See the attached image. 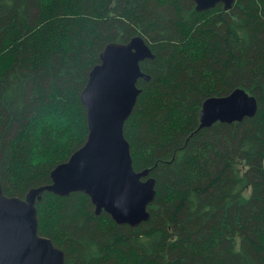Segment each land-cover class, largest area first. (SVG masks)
Instances as JSON below:
<instances>
[{"label":"trees","instance_id":"obj_1","mask_svg":"<svg viewBox=\"0 0 264 264\" xmlns=\"http://www.w3.org/2000/svg\"><path fill=\"white\" fill-rule=\"evenodd\" d=\"M140 35L155 57L124 134L157 195L138 226L82 192H45L39 233L66 264H264V0H0V181L23 198L88 135L81 92L104 47ZM238 87L254 117L200 128L203 102Z\"/></svg>","mask_w":264,"mask_h":264},{"label":"water","instance_id":"obj_2","mask_svg":"<svg viewBox=\"0 0 264 264\" xmlns=\"http://www.w3.org/2000/svg\"><path fill=\"white\" fill-rule=\"evenodd\" d=\"M193 1L198 12L218 4L229 10L235 3ZM154 57L140 35L128 42L108 43L80 96L89 131L85 143L53 168L51 183L29 188L23 198L4 194L0 181V264H66V251L39 233L37 204L45 192L59 196L85 193L97 214L106 212L117 224L135 227L150 220L149 206L157 195V181L150 169L134 168L124 127L142 91L139 80L151 79L141 62ZM257 111V98L238 87L228 95L211 96L203 102L200 128L242 121Z\"/></svg>","mask_w":264,"mask_h":264}]
</instances>
